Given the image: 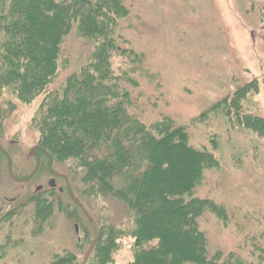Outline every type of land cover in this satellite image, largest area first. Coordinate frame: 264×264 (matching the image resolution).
I'll use <instances>...</instances> for the list:
<instances>
[{
	"label": "rangeland",
	"instance_id": "374dc122",
	"mask_svg": "<svg viewBox=\"0 0 264 264\" xmlns=\"http://www.w3.org/2000/svg\"><path fill=\"white\" fill-rule=\"evenodd\" d=\"M119 2L125 13L115 28L111 69L130 94L129 112L146 125L164 117L183 125L189 144L207 149L214 159L192 193L212 202L197 219L208 255L216 258L215 264H264V0ZM92 48L70 31L61 44L60 71L52 87L59 88L66 76L84 66ZM0 101L7 112L0 119V143L12 157L13 174L25 177L34 167L29 152L38 145L35 117L41 98L24 103L3 88ZM252 117L260 118L262 133L249 126ZM72 162L52 167L70 187ZM43 168L36 178L18 183L0 159V264H49L66 254L74 255L70 264H80L93 238L65 180L57 178L50 188ZM38 184L41 192L35 191ZM74 195L86 204L98 231L100 224L122 231L111 264L131 262L138 249L126 208L101 197L89 207ZM44 198L46 206L52 205L51 214L38 221L34 206ZM93 257L86 264H94Z\"/></svg>",
	"mask_w": 264,
	"mask_h": 264
},
{
	"label": "trees",
	"instance_id": "16d2710c",
	"mask_svg": "<svg viewBox=\"0 0 264 264\" xmlns=\"http://www.w3.org/2000/svg\"><path fill=\"white\" fill-rule=\"evenodd\" d=\"M124 13L119 0H0V90L10 88L24 103L41 98L38 145L54 164L73 161L74 194L89 207L101 197L126 208L138 249L127 264H215L197 225L212 202L192 196L214 159L189 144L183 125L167 117L146 125L129 112L130 94L111 69L114 32ZM72 30L91 42L92 51L84 66L52 87L63 38ZM6 114L0 101V119ZM251 120L262 133L260 118ZM45 202L34 206L38 221L51 214ZM100 225L92 262L111 264L116 236L123 233ZM72 257L57 255L49 264H70Z\"/></svg>",
	"mask_w": 264,
	"mask_h": 264
},
{
	"label": "flooded vegetation",
	"instance_id": "af4514ba",
	"mask_svg": "<svg viewBox=\"0 0 264 264\" xmlns=\"http://www.w3.org/2000/svg\"><path fill=\"white\" fill-rule=\"evenodd\" d=\"M32 148H34V150L32 151L30 149V152L29 153H30V156L32 157V159L34 160V167L36 165V162L37 161L39 162L38 169H37V171L34 173V175L29 180H26V181H23V182H18V183H25V182H28V181L36 178L37 175L39 174L40 169L42 168L44 170L43 166H45V173L48 174V176H49V178L47 180L48 186H49V182H50V180L52 178H54V187H56L55 180L57 178H60V179L62 178V179L65 180V182H66V188L68 190V184L69 183H68L67 178L63 174L55 172L53 170V168H52L53 165H54L53 157L46 150H44L40 145H35ZM0 159H4V162L7 164V171H8L9 176H10V173H9L8 167H9V163L11 162V173L13 174V172H12V157L10 156V153L6 149H4V147L2 146L1 143H0ZM33 168H32V170H33ZM32 170L29 172V174H31ZM29 174H27L25 177H27ZM54 174H59V175H63V176L56 177V176H54ZM14 176L16 178H20V179L21 178H25V177H18L16 175H14ZM11 179L13 181H15L12 177H11ZM15 182H17V181H15ZM42 190H43L42 184L36 185L35 191L41 192ZM62 191H63V189H62ZM68 193H69V191H68Z\"/></svg>",
	"mask_w": 264,
	"mask_h": 264
},
{
	"label": "water",
	"instance_id": "95a60500",
	"mask_svg": "<svg viewBox=\"0 0 264 264\" xmlns=\"http://www.w3.org/2000/svg\"><path fill=\"white\" fill-rule=\"evenodd\" d=\"M32 151L34 150V148L31 149ZM38 165H39V162L37 161L36 162V165L35 167L33 168L31 174H29L27 177L25 178H16L12 173H11V162L9 163V167H8V170H9V173H10V176L17 182H23V181H26V180H29L33 175L34 173L37 171L38 169ZM54 176L56 177H60V176H63V175H59V174H54ZM49 186L50 188H53L54 187V178H52L49 182ZM59 191L61 192L62 191V188H59ZM68 191H69V197L70 199L72 200V202L74 203V205L76 207H78L80 209V211L82 212V214L85 216V218L88 220V222L90 223V226L92 228V231H93V239L90 241V243L88 244L85 252H84V255L82 257V261L80 264H86L92 251H93V248L95 246V244L97 243L98 239H99V231L95 225V222L94 220L92 219V217L89 215V213L87 212L86 208L84 207V205L75 197L72 189L70 186H68ZM75 228V231H77V226L75 225L74 226Z\"/></svg>",
	"mask_w": 264,
	"mask_h": 264
}]
</instances>
